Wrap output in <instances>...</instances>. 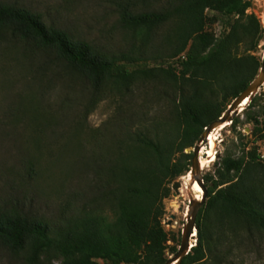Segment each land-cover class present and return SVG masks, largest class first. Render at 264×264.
<instances>
[{
  "label": "trees",
  "instance_id": "16d2710c",
  "mask_svg": "<svg viewBox=\"0 0 264 264\" xmlns=\"http://www.w3.org/2000/svg\"><path fill=\"white\" fill-rule=\"evenodd\" d=\"M115 1L118 21L133 39L128 52L104 50L45 22L37 11L0 0V45L17 39L24 56L53 57L65 70L61 82L73 87L80 82L87 90H71L77 98L79 90L86 94L76 121L62 99L39 110L38 122L37 112L32 114L26 120L32 130H22L31 149V175L45 171L55 180L57 173L63 178L72 172L75 178L71 212L57 221L0 206V246L25 264H54L53 258L59 259L55 264H164L180 235L162 223L163 200L172 182L189 172L191 148L205 126L259 71L256 50L264 26L247 11L251 0ZM153 1L164 4L153 8ZM162 28L163 49L148 55ZM157 56L160 62H147ZM133 59L145 61L133 66ZM57 71L55 78L62 73ZM138 84L152 90L159 113L146 115L127 100ZM109 92L122 103L99 125H87L86 116ZM15 109L8 123L13 128L24 121ZM242 110L244 118L237 114L229 124L239 143L246 140L237 147L232 139V147L225 146L202 175L206 195L195 217L196 240L178 264H243L244 253L264 246V159L255 144L264 138V91ZM246 123L251 128L243 133ZM49 127L63 136L56 148L50 140L45 144L51 136H38ZM61 156L70 158L65 168Z\"/></svg>",
  "mask_w": 264,
  "mask_h": 264
},
{
  "label": "rangeland",
  "instance_id": "374dc122",
  "mask_svg": "<svg viewBox=\"0 0 264 264\" xmlns=\"http://www.w3.org/2000/svg\"><path fill=\"white\" fill-rule=\"evenodd\" d=\"M1 1L14 2L37 11L42 15L45 22L59 26L72 33L75 37L88 40L104 50L128 52L131 48L133 39L118 21V5L115 0ZM163 4L164 1H153L150 7L159 8ZM247 11H253L264 26V0H251V6ZM215 27L219 29V25ZM164 28L161 29L159 36L148 46V55L154 53L156 48H160L159 51L163 49L164 41L161 32ZM3 46L4 49L2 48ZM22 46L23 43L21 41L11 38H7L4 44L0 45V206L9 208L15 206L49 222L57 221L71 212V208H69V193L74 186L75 178L72 172L63 178L60 177L64 176V173H57L56 182L54 179L51 180L49 172H36L35 175L34 173L31 175L29 173L30 168L27 165L31 149H28L29 144L25 142L26 136L23 132L32 130V126L26 121L32 114L37 112L34 120L38 122V120L42 119L39 110L51 108V106L53 107L62 99L70 103V108H67L69 119L73 122L76 121V119H79V114L83 112V104L86 101V94L83 95L80 90L85 92L87 90L80 85V82H76L78 84L76 87L61 82V79H64L65 70L61 68L60 62L57 61L59 64L54 61L51 62L54 59L53 57L40 52L36 55L28 53L27 56H24ZM263 50L264 40H261L256 53L262 55ZM158 55H160V52ZM143 61L145 59H133L131 63L135 66ZM160 61V56H157L155 60H147L148 63L153 65ZM40 64L44 65L46 70L37 67ZM57 70L62 73L58 74V76L56 75L55 78L52 72ZM72 89H75L76 93L80 89L79 94H77L79 98L75 94H71ZM262 90L264 91V83L257 93ZM28 92H33L35 96L26 95ZM131 96L127 100L134 109H141L146 115L161 111L156 105V97H154L148 85L143 87V85L138 84ZM18 100L20 103L17 102ZM121 103L122 101L115 96L114 92H109V95L98 101L88 113L85 123L90 126L99 125ZM17 107V114L24 121L18 123L16 128H13L8 123H10V117ZM21 107L24 110V107H26L25 116L20 113ZM34 107H37L38 110H35ZM160 107L163 112L167 111L164 104H160ZM59 108L60 106L56 110ZM242 109L239 110L238 114L243 119ZM251 109L256 110L257 106H252ZM58 113L61 115V112L58 111ZM246 127H248V130L245 129ZM250 128L251 123H246L242 128L243 133H248ZM23 129L25 130L22 132ZM47 135L51 137L46 139L45 144L49 143L48 140H50L52 147L55 148L63 140V136L52 131L51 127L47 128L45 132L38 133L39 137ZM232 139L238 147L241 145L240 143L245 142L246 137H243L239 143L230 129V124L218 129L213 146L209 144L205 146L206 148L208 147L207 149L211 148V151H214L213 158L201 168V175L208 170H212L217 155L222 153L225 146L232 147L230 145ZM255 144L258 147V151L264 154V138L256 140ZM189 149L186 148V150ZM203 157L205 158L206 155L204 154ZM69 159L67 156H61V167L65 168ZM39 165L43 166V162L36 163L37 171H39ZM190 177L191 174L189 172L177 177L175 180L181 182L178 187L179 192L174 193L171 188L169 195L163 200L165 213L162 223L167 230L173 231L180 236L182 226L185 223L189 199L194 198L195 195L193 190L188 191L186 188V183H189V185L191 183L192 177ZM52 260L54 264L59 261L57 258ZM242 261L243 264H264V246L262 245L259 249H249L248 252L244 253ZM0 264H25V262L20 255L9 254L0 246Z\"/></svg>",
  "mask_w": 264,
  "mask_h": 264
},
{
  "label": "water",
  "instance_id": "95a60500",
  "mask_svg": "<svg viewBox=\"0 0 264 264\" xmlns=\"http://www.w3.org/2000/svg\"><path fill=\"white\" fill-rule=\"evenodd\" d=\"M264 83V50L261 55V65L256 76L248 83V85L237 95L235 96L225 110L214 120L210 121L204 128L199 139L195 142L192 147V157H191V168L189 173L192 176L191 183L194 180L200 185L202 192L200 198L194 197L189 199V204L187 206L185 223L181 229L180 242L177 247V250L170 255L164 264H171L175 261V264H178L180 259L189 251L190 247L195 243L196 235V226H195V217L199 206L205 199L206 188L203 184V179L201 175V168L199 162V151L201 147L207 142V136L210 131L217 128V126L226 122L225 125L229 124L232 117L237 115L239 110H241L247 103V101L259 90L261 85ZM244 103L241 105V103ZM245 129L248 130V127ZM181 185L179 180H174L171 184V188L174 190V193H178V187ZM193 240V242H192Z\"/></svg>",
  "mask_w": 264,
  "mask_h": 264
},
{
  "label": "bare ground",
  "instance_id": "6f19581e",
  "mask_svg": "<svg viewBox=\"0 0 264 264\" xmlns=\"http://www.w3.org/2000/svg\"><path fill=\"white\" fill-rule=\"evenodd\" d=\"M243 103H244V101L241 103V105ZM225 124H226V122H224L223 124L217 126V128L211 130L210 133H209V135L207 136V142L205 143V145H203L201 147V149L199 151L200 168H202L203 166H205L206 163H208L213 158V151L214 150L211 151V148L210 149H207L208 147L206 148L205 146H207L208 144L213 146L214 140L216 139V134H217L218 129L224 127ZM204 154L206 155L205 158L203 157ZM189 181H190V179H189ZM186 188H187L188 191L189 190H193L194 191V193H195L194 197H197V198L200 197L201 187L199 186V184L197 183L196 180H194L191 185H189V183H186ZM171 264H175V261H173Z\"/></svg>",
  "mask_w": 264,
  "mask_h": 264
},
{
  "label": "built area",
  "instance_id": "2783aa9c",
  "mask_svg": "<svg viewBox=\"0 0 264 264\" xmlns=\"http://www.w3.org/2000/svg\"><path fill=\"white\" fill-rule=\"evenodd\" d=\"M260 157H261L262 159H264V154H263V153H260Z\"/></svg>",
  "mask_w": 264,
  "mask_h": 264
}]
</instances>
